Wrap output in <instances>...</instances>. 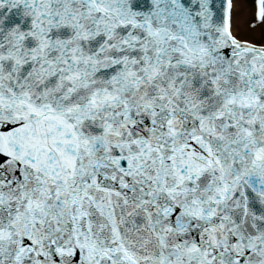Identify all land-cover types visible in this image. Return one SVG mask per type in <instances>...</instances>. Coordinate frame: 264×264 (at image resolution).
<instances>
[{
	"label": "snow or ice",
	"instance_id": "snow-or-ice-1",
	"mask_svg": "<svg viewBox=\"0 0 264 264\" xmlns=\"http://www.w3.org/2000/svg\"><path fill=\"white\" fill-rule=\"evenodd\" d=\"M0 264H264V0H0Z\"/></svg>",
	"mask_w": 264,
	"mask_h": 264
}]
</instances>
